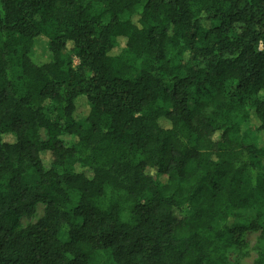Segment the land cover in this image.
Segmentation results:
<instances>
[{
  "label": "trees",
  "instance_id": "trees-1",
  "mask_svg": "<svg viewBox=\"0 0 264 264\" xmlns=\"http://www.w3.org/2000/svg\"><path fill=\"white\" fill-rule=\"evenodd\" d=\"M143 1L0 0V264H225L236 234L264 241V0Z\"/></svg>",
  "mask_w": 264,
  "mask_h": 264
},
{
  "label": "rangeland",
  "instance_id": "rangeland-1",
  "mask_svg": "<svg viewBox=\"0 0 264 264\" xmlns=\"http://www.w3.org/2000/svg\"><path fill=\"white\" fill-rule=\"evenodd\" d=\"M145 0L136 8L137 12H140L143 8ZM128 15H124L122 17L123 20L127 19ZM37 49L35 51V56L38 61H42L45 57L46 46L45 42L39 41L37 44ZM70 48V46L68 47ZM69 54V51H66ZM116 53V52H115ZM66 54V55H67ZM74 66L78 63L76 59H72ZM15 75H19L18 72H15ZM45 114L48 117L53 116L52 107H49L45 110ZM248 133L250 135H256L254 130L258 125V122L255 119L249 120ZM163 123V121H162ZM244 126V125H243ZM259 144L264 145V135H259ZM167 178L165 176H157L156 181L158 184L163 185L166 183ZM44 204H38L34 207V209L29 213L24 215L20 219V227L17 230H23L30 226L36 224L39 220H41L44 216ZM62 240H65V235L62 234ZM231 244L225 246L224 257L225 264H253L258 254L264 251V241L261 237L259 231L254 230H245L244 232L238 233L235 235V238L230 241ZM90 264H115L113 260L107 253H98L92 259Z\"/></svg>",
  "mask_w": 264,
  "mask_h": 264
}]
</instances>
